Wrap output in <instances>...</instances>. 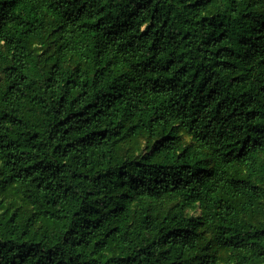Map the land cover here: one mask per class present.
I'll list each match as a JSON object with an SVG mask.
<instances>
[{"label": "trees", "instance_id": "trees-1", "mask_svg": "<svg viewBox=\"0 0 264 264\" xmlns=\"http://www.w3.org/2000/svg\"><path fill=\"white\" fill-rule=\"evenodd\" d=\"M0 264H264V0H0Z\"/></svg>", "mask_w": 264, "mask_h": 264}]
</instances>
